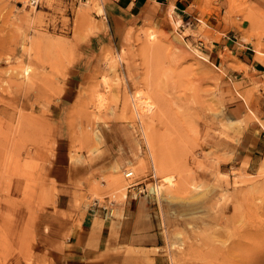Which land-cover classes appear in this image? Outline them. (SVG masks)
<instances>
[{
  "label": "rangeland",
  "instance_id": "rangeland-1",
  "mask_svg": "<svg viewBox=\"0 0 264 264\" xmlns=\"http://www.w3.org/2000/svg\"><path fill=\"white\" fill-rule=\"evenodd\" d=\"M26 3L0 0V117L10 113L3 119L14 135L12 151L0 157V264H60L53 231L66 189L78 224L88 210L101 228L102 206L111 209L115 238L137 182L151 186L163 220L158 243L108 239L105 260L95 264H264V140L252 160L250 146L243 157V149L219 146L243 147L264 82L251 79L239 90L230 75L239 66L229 51L208 54L213 39L202 23L188 32L154 28L184 41L185 57L175 47L176 56L159 55L144 48L148 23L113 31L109 0ZM245 8L229 0V12L249 20L260 59L264 12L253 17ZM136 90L151 95L153 109L139 108L143 123L131 103ZM144 135L156 147L151 156ZM164 174L173 184L163 183L156 196L153 184Z\"/></svg>",
  "mask_w": 264,
  "mask_h": 264
},
{
  "label": "crops",
  "instance_id": "crops-1",
  "mask_svg": "<svg viewBox=\"0 0 264 264\" xmlns=\"http://www.w3.org/2000/svg\"><path fill=\"white\" fill-rule=\"evenodd\" d=\"M242 1L246 2L245 12L253 6L258 7L259 12H264V0ZM228 8L229 0H109L106 10L111 17L114 32L120 31L133 20L148 23L153 28L175 27L180 32H188L198 24H204L211 30L213 39L208 54L218 57L226 51L230 52L233 63L239 66L230 71L231 81L237 83L239 90H243L251 79L264 82V56L257 58L249 20H241L240 15L230 13ZM262 93L264 91H260V95L256 96L254 104L258 119L250 122L241 132L243 147L233 146L230 142L222 140L220 149H243L239 154L243 157L250 146L251 160L258 153V145L264 140V129L260 125V121H264ZM232 109L236 116L243 113L242 106L238 103ZM232 162L235 161H227L225 165L230 167ZM138 184L145 185L146 189L134 199L130 197L125 203L123 214L117 219L119 223L115 238L109 237L111 219L105 220L101 228L95 222L92 226L93 219L88 210L78 224L74 217L69 216L71 210L68 203L72 199V191L66 189L59 192L56 204L60 216L55 223L57 226L53 231V244L55 256L60 258V264H95L105 260L101 258L108 239L117 241L120 245L138 247H152L158 243L163 220L152 197L151 186L148 188L146 182H137L134 190L138 188ZM63 194L61 203H58ZM92 228L100 229L93 231Z\"/></svg>",
  "mask_w": 264,
  "mask_h": 264
},
{
  "label": "bare ground",
  "instance_id": "bare-ground-1",
  "mask_svg": "<svg viewBox=\"0 0 264 264\" xmlns=\"http://www.w3.org/2000/svg\"><path fill=\"white\" fill-rule=\"evenodd\" d=\"M248 2V1H247ZM257 7V6H256ZM99 10V9H98ZM100 11L102 12L103 11V8H101L100 9ZM248 13H249V15H251V16H253V15H255L256 14V11H260L259 9H258V7L257 8H255L254 6L252 7V8H248ZM103 13V12H102ZM260 13V12H259ZM259 15V14H258ZM254 17V16H253ZM256 19H257V17H256ZM254 20V19H253ZM260 20H262L261 18H260ZM251 22H252V20H251ZM256 24V23H255ZM165 32H167V31H165ZM185 32V31H184ZM145 33V35H146V38H147V40H148V42L147 43H145L144 44V48L146 49V50H151L152 52L153 51H155V53H159V55L160 54H171L172 56H176L177 54L180 56H182V57H185L184 55L185 54H183V52H182V46H183V43H184V41L182 42V40H181V38H179L178 36L177 37H170L169 35H167V34H163V33H161V32H159V31H157L156 29H154V28H151L150 27V30L147 28V30L144 32ZM187 45V44H186ZM172 47H175V50H177V51H181V53H177V51H174L173 50V48ZM161 48V49H160ZM187 48V47H186ZM157 49V50H156ZM184 50H185V47H184ZM186 52V51H185ZM177 53V54H176ZM188 54V53H187ZM186 54V55H187ZM191 56V55H190ZM202 58V57H201ZM179 60V59H178ZM205 65V64H204ZM27 69H29L28 67H27ZM28 71V70H27ZM26 71L24 70V73H25ZM29 72V71H28ZM27 73V72H26ZM26 75V74H25ZM28 75V74H27ZM148 93V92H147ZM147 93L145 94V92H143L142 90H136L135 91V93H133L132 94V97H131V103H132V107H133V109L135 110V113H136V118L141 122V123H143L142 122V120L144 119V118H142L141 119V116H140V113H142L143 114V112H146V113H148L151 109H153L152 108V101H151V99H150V96L151 95H147ZM127 101V100H126ZM130 102V101H129ZM128 103V102H127ZM130 106V105H129ZM128 108V107H127ZM139 108H140V113H139ZM132 109V110H133ZM134 112V111H133ZM9 113V112H8ZM5 110H2L1 111V114L3 115L2 117H0V157L2 156V157H4V158H6L7 157V155H9L10 154V151H12L11 150V148H10V140L11 139H13V133L9 130V127H8V124L5 122V120L3 119V117L5 118L6 116H7V114H8ZM10 114V113H9ZM5 119H7V118H5ZM137 120V121H138ZM230 121H235L234 119H229ZM11 121V120H10ZM140 123V124H141ZM260 125H261V128L262 129H264V122H261L260 121ZM138 126H139V124H138ZM142 126L144 127L145 125H143L142 124ZM144 128H146V127H144ZM141 131V130H140ZM143 133H145L144 132V130L142 131ZM141 132V133H142ZM148 133V132H147ZM139 135V134H138ZM144 138H145V143H146V146H147V150L149 151V154H150V156L151 155H153V153H155L156 152V147H155V145H154V142H153V139H152V137H146L145 135H144ZM143 139V138H142ZM146 146H145V148H146ZM153 160V159H152ZM160 161V160H159ZM158 161V162H159ZM151 162H153V161H151ZM156 164V163H155ZM157 165H158V163H157ZM162 166V165H161ZM173 179H174V176L173 175H171V174H169V175H165L164 174V176L161 178V181L158 183H156L155 184V187H154V193L156 194V196L158 195H160L161 194V192H162V187H163V183H168V184H170V185H172L173 184ZM125 196V195H124ZM95 199H97L96 197H95ZM228 208V207H227ZM217 209V208H216ZM224 210H226V209H223V210H220V212L223 214L225 211ZM113 215V213H112V210L111 209H109L108 211H107V213H106V218H104L105 220H108V219H110V216H112ZM231 216V215H230ZM255 223V222H254ZM262 225V224H261ZM262 231H264V230H262ZM246 232V231H245ZM252 232H254V231H251V233ZM257 232H259V231H257ZM257 232H256V234H257ZM249 234V233H248ZM236 239V238H235ZM240 239V238H239ZM238 240V239H237ZM245 240V239H244ZM233 242H235V240L233 241ZM237 242H239V241H237ZM237 242H235V243H237ZM243 243L241 242V245H242ZM233 245H234V243H233ZM238 245H239V243H238ZM231 246V245H230ZM240 246V245H239ZM238 246V247H239ZM244 246V245H243ZM234 247H236V244L234 245ZM238 247H237V249H238ZM198 249V248H197ZM241 249V248H240ZM239 249V250H240ZM256 251H258V250H256ZM260 251V250H259ZM238 252V251H237ZM224 254V253H223ZM255 254V253H254ZM253 254V255H254ZM252 255V256H253ZM255 256H258V254H255ZM254 256V259L256 258ZM261 257V256H260ZM252 258L253 257H251V260H252ZM262 258H264V256H262ZM231 259V258H230ZM229 259V260H230ZM259 259V258H258ZM261 259V258H260ZM257 260V259H256ZM253 261V260H252ZM261 261V260H260ZM254 262V261H253ZM256 262V261H255Z\"/></svg>",
  "mask_w": 264,
  "mask_h": 264
},
{
  "label": "built area",
  "instance_id": "built-area-1",
  "mask_svg": "<svg viewBox=\"0 0 264 264\" xmlns=\"http://www.w3.org/2000/svg\"><path fill=\"white\" fill-rule=\"evenodd\" d=\"M42 2V0H27V3L26 5L27 6H33V7H36L38 5H40V3ZM137 185V184H134L133 185V188L134 186ZM154 187H155V184H153V190H154ZM145 185H142V184H138V188L135 189V194L133 195V197L135 198L137 196L138 193H143L145 191ZM92 206H96L97 207V210H99L98 208H101L100 204L98 203V201L96 199H94L92 201ZM96 210V211H97ZM102 210H105L104 211V216H106V213L108 211L107 207L104 205L102 206Z\"/></svg>",
  "mask_w": 264,
  "mask_h": 264
}]
</instances>
